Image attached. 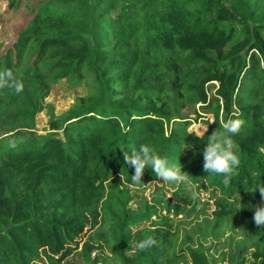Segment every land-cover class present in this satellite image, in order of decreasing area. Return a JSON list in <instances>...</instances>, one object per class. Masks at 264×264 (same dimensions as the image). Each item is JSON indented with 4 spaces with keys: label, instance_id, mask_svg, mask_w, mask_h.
<instances>
[{
    "label": "trees",
    "instance_id": "16d2710c",
    "mask_svg": "<svg viewBox=\"0 0 264 264\" xmlns=\"http://www.w3.org/2000/svg\"><path fill=\"white\" fill-rule=\"evenodd\" d=\"M32 1L8 0V10H27V21L10 45L0 43V264H100L103 242L121 264L179 261L166 216L127 232L130 188L159 178L145 169L132 183L123 151L154 145L178 164L179 146L191 145L195 176H203L207 136L228 119L242 121L231 135L239 164L227 187L214 174L221 189L213 216L230 217L229 196L246 194L249 234L239 252L254 251L229 263L264 264V225L253 220L264 186V0ZM60 80L93 92L57 117L46 99ZM197 105L213 117L209 131L168 134ZM44 112L52 134L28 137ZM147 236L152 246L127 255L130 237L137 246ZM188 250L193 264H209Z\"/></svg>",
    "mask_w": 264,
    "mask_h": 264
},
{
    "label": "rangeland",
    "instance_id": "374dc122",
    "mask_svg": "<svg viewBox=\"0 0 264 264\" xmlns=\"http://www.w3.org/2000/svg\"><path fill=\"white\" fill-rule=\"evenodd\" d=\"M39 0H33L31 5H35ZM25 3V2H24ZM8 0H0V43L7 47L12 43L17 35V31L23 27L27 21V10H8ZM86 84H73L66 80L55 83L51 89L46 102L53 105L56 116L59 117L75 105L79 98H88L92 94ZM213 117L199 112V106H193L183 111L180 118L173 120L168 126V134L174 127L179 129V133L189 132L202 136L206 134L211 125ZM49 117L44 112L37 117V127L28 132L30 138H41L52 131L48 127ZM61 135L62 133H56ZM185 147L181 151L178 167L184 172V179L179 182H163L161 178L152 181L144 187L130 188V201L128 210L131 220L127 232L135 233L137 229L149 226L152 220L159 217H167L176 240V252H184V257L174 264H193L189 248L200 250L206 257L209 264H230V256L242 254L250 260L254 249L248 246L241 253V248L249 230L242 223V201L247 197L244 193H233L234 213L228 218L217 222L213 216L215 210V200L220 196V189L217 184H212L215 173L195 176L196 162L194 158L195 150L193 146L181 144ZM227 187V185H224ZM223 187V188H224ZM162 195V201H155L152 195ZM172 200V206H180V210H168L166 199ZM191 202L186 205L185 201ZM259 206L264 205V199L257 200ZM237 208H239L237 210ZM186 210V211H185ZM151 214V215H150ZM147 219H143L146 218ZM104 251L101 253L105 258L104 263L114 264L111 244L103 242ZM137 250L136 244L130 240L126 244V253L131 255ZM96 254L100 252L96 250Z\"/></svg>",
    "mask_w": 264,
    "mask_h": 264
},
{
    "label": "clouds",
    "instance_id": "9594fccd",
    "mask_svg": "<svg viewBox=\"0 0 264 264\" xmlns=\"http://www.w3.org/2000/svg\"><path fill=\"white\" fill-rule=\"evenodd\" d=\"M17 90H19V86ZM241 124L242 121L240 119L226 120L222 125L223 131L216 132L215 130L210 136H207L206 146L201 150L203 169L207 173L222 175V182L225 185L229 184V177L234 174L239 164L237 155L231 150V135L240 130ZM184 148L179 146V153ZM123 161L134 169V173L130 176L132 183H141V176L145 169H151L155 176L161 178L163 182L175 183L184 179V172L181 171V166L178 167L173 160L162 157L159 149L154 145L141 144L137 149H133L130 152L123 151ZM256 191L264 199V186ZM253 220L258 226L264 225V205L255 208ZM153 243L152 237L147 236L138 241L137 248L145 249L152 246ZM114 264H121V262L116 259Z\"/></svg>",
    "mask_w": 264,
    "mask_h": 264
},
{
    "label": "water",
    "instance_id": "95a60500",
    "mask_svg": "<svg viewBox=\"0 0 264 264\" xmlns=\"http://www.w3.org/2000/svg\"><path fill=\"white\" fill-rule=\"evenodd\" d=\"M154 197L164 199V196H162V195H156V194H153V195H152V198H154ZM166 202H167L168 205H172V200H171L170 198H167V199H166Z\"/></svg>",
    "mask_w": 264,
    "mask_h": 264
},
{
    "label": "built area",
    "instance_id": "2783aa9c",
    "mask_svg": "<svg viewBox=\"0 0 264 264\" xmlns=\"http://www.w3.org/2000/svg\"><path fill=\"white\" fill-rule=\"evenodd\" d=\"M93 256H95V253L93 254Z\"/></svg>",
    "mask_w": 264,
    "mask_h": 264
}]
</instances>
